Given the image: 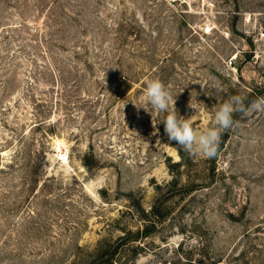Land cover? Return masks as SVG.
<instances>
[{
	"label": "rangeland",
	"instance_id": "1",
	"mask_svg": "<svg viewBox=\"0 0 264 264\" xmlns=\"http://www.w3.org/2000/svg\"><path fill=\"white\" fill-rule=\"evenodd\" d=\"M263 23L264 0H0V264H264V111L213 158L159 122L264 97ZM152 79L168 112L137 109Z\"/></svg>",
	"mask_w": 264,
	"mask_h": 264
},
{
	"label": "clouds",
	"instance_id": "2",
	"mask_svg": "<svg viewBox=\"0 0 264 264\" xmlns=\"http://www.w3.org/2000/svg\"><path fill=\"white\" fill-rule=\"evenodd\" d=\"M220 93L218 87L215 88ZM143 108L152 115L151 109L159 112H168L170 104L175 105V100L166 86L159 79H152L146 82L144 90ZM252 111H264V97H259L245 106L244 100L240 96L229 97L216 110L214 115V127L208 128L203 132H197L191 124V118H184L178 115L175 107L163 120L165 134L170 141H175L191 156H201L213 158L217 155L221 135L223 131L229 130L234 126L233 113L242 112L248 114ZM156 124H153L155 127ZM158 131V129H157Z\"/></svg>",
	"mask_w": 264,
	"mask_h": 264
},
{
	"label": "built area",
	"instance_id": "3",
	"mask_svg": "<svg viewBox=\"0 0 264 264\" xmlns=\"http://www.w3.org/2000/svg\"><path fill=\"white\" fill-rule=\"evenodd\" d=\"M254 42L257 44H262L264 46V23L263 27L255 32ZM234 62L235 60L231 58L226 62V65L232 67L234 66Z\"/></svg>",
	"mask_w": 264,
	"mask_h": 264
},
{
	"label": "trees",
	"instance_id": "4",
	"mask_svg": "<svg viewBox=\"0 0 264 264\" xmlns=\"http://www.w3.org/2000/svg\"><path fill=\"white\" fill-rule=\"evenodd\" d=\"M106 261H107V260H106ZM108 261H109V260H108ZM105 263H107V264H108L109 262H105Z\"/></svg>",
	"mask_w": 264,
	"mask_h": 264
}]
</instances>
